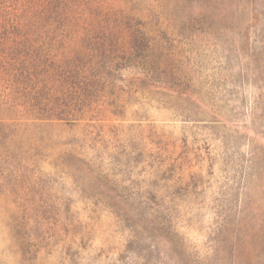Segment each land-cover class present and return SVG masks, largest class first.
Returning <instances> with one entry per match:
<instances>
[{
	"label": "rangeland",
	"instance_id": "rangeland-1",
	"mask_svg": "<svg viewBox=\"0 0 264 264\" xmlns=\"http://www.w3.org/2000/svg\"><path fill=\"white\" fill-rule=\"evenodd\" d=\"M71 2L32 39L92 89L0 111V264H264V0Z\"/></svg>",
	"mask_w": 264,
	"mask_h": 264
},
{
	"label": "trees",
	"instance_id": "trees-1",
	"mask_svg": "<svg viewBox=\"0 0 264 264\" xmlns=\"http://www.w3.org/2000/svg\"><path fill=\"white\" fill-rule=\"evenodd\" d=\"M13 9H0V111L17 109L46 114L51 120L70 122L83 113L94 65L64 69L41 53L36 32L56 26L67 28L73 20L71 0H18ZM65 67H67L65 65ZM78 73L73 75L74 71ZM90 71L89 73H87ZM87 73V75H86Z\"/></svg>",
	"mask_w": 264,
	"mask_h": 264
}]
</instances>
